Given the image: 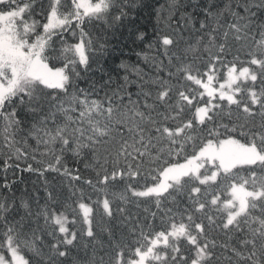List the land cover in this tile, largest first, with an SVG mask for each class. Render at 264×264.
I'll use <instances>...</instances> for the list:
<instances>
[{
    "label": "snow or ice",
    "instance_id": "obj_1",
    "mask_svg": "<svg viewBox=\"0 0 264 264\" xmlns=\"http://www.w3.org/2000/svg\"><path fill=\"white\" fill-rule=\"evenodd\" d=\"M146 7L0 0V264H264V0H207L203 18L181 12L175 27L182 5L164 0L151 42L131 26ZM126 25L145 45L138 60L153 47L167 60L135 93L137 65L122 61L117 78L98 63ZM178 29L198 33L196 45L181 47ZM94 69L105 79L81 87ZM233 150L251 156L236 162ZM69 159L86 160L88 175ZM24 172L43 177L35 209L15 191ZM64 179L73 191L61 201ZM131 202L156 210L117 234L111 222L131 224Z\"/></svg>",
    "mask_w": 264,
    "mask_h": 264
},
{
    "label": "trees",
    "instance_id": "obj_2",
    "mask_svg": "<svg viewBox=\"0 0 264 264\" xmlns=\"http://www.w3.org/2000/svg\"><path fill=\"white\" fill-rule=\"evenodd\" d=\"M147 7L145 9H142L135 13L136 19L131 22V26L133 28L139 26L141 28H144L147 31L148 34V40L149 42L155 40L157 33V27H160L163 24V21H161L160 25L156 24L155 21V12L153 10V7H159L160 4L164 3V0H145ZM176 2L182 7L179 9L178 12L175 13V19L171 21V25L173 27L177 26L178 23H180V13H192L194 16H197L198 18H203L201 7L207 3V0H176ZM215 5L217 8L223 7L225 3L228 2V0H214ZM233 6L237 3H242L243 0H231ZM225 18L230 19L227 17V14H225ZM211 22V21H210ZM230 22V21H229ZM223 23V21H221ZM128 26L126 25L124 29H121L115 33H110V44L115 45V47L110 48L109 54L105 57H100L98 60V63L103 65V73L110 74L113 77H117L120 75L118 70V65L123 61L130 64H135L140 69V78L139 81L133 80V88L132 91L135 93L136 84L140 83L144 86V90H147L148 85L153 80H157L160 77V74L162 72L167 71V60L164 57L161 50H158L156 47H153L151 50H146V54L148 56L147 60L140 61L138 60L136 56V51H139L140 49L144 48L145 45L142 44L138 39H136L137 34L136 33H129L127 30ZM184 31V41L181 44V47L184 46V44H190L192 46L196 45V42L198 40L199 34L192 32L191 30H183ZM136 39V42L133 43V40ZM101 73V71H96L95 69L90 72L86 79L81 81V87H87L89 83L92 81H95V83L99 84L104 79L105 76ZM135 76V74H133ZM119 83L118 79L114 82L113 87ZM142 98V97H141ZM103 130V129H101ZM28 150L31 151V148H35V144L33 141H29L28 144ZM41 151H43V146L40 148ZM39 158V157H38ZM68 166L70 168H79L82 175L86 176L88 175L87 170L85 169V164L87 163L86 160L81 159L79 162L74 161L72 159H69L67 161ZM18 181L17 185H15V191L18 196H26L29 201L32 203L33 208H37L38 204L36 203V197L34 193H39L40 195V201L39 203H44V195H43V184L42 180L43 177L37 176L32 173H17L15 177ZM9 179H12L11 173H9ZM51 180V177H50ZM22 181V182H21ZM3 182V172L0 171V183ZM72 185H75V182H71ZM27 188L28 191L25 193L23 190ZM55 192L59 195L61 201L64 197H69L73 191V188L70 186V182L68 179H64L63 181L57 180L55 182V186L53 188ZM77 192L79 191V187L76 186ZM0 200H2V197H0ZM145 208H147L149 211H155V207L153 205H146V204H139L137 205L134 202L128 203L126 205V214L130 217H132L131 224H129L128 221L124 219V217L120 214H117L114 218V220L111 222V227L113 228L114 232L119 234L120 232L127 233V227L125 225H128L129 227L134 225L136 223V217H140L141 220L147 215V212H145ZM19 213H17L18 215ZM69 220L73 219L71 214L69 213ZM9 218H12L11 216ZM29 228H34L37 232V235L43 234L44 240L48 241V234L47 231H45L43 222L41 219L33 218L32 221L28 224ZM69 228H72V224H68ZM232 243L236 244L237 247H239V244L236 240H233ZM39 264H43V261H40Z\"/></svg>",
    "mask_w": 264,
    "mask_h": 264
},
{
    "label": "rangeland",
    "instance_id": "obj_3",
    "mask_svg": "<svg viewBox=\"0 0 264 264\" xmlns=\"http://www.w3.org/2000/svg\"><path fill=\"white\" fill-rule=\"evenodd\" d=\"M250 156H251L250 153L243 152L240 150H233V159L236 162H242L244 160H247L250 158ZM242 196H243V194H242Z\"/></svg>",
    "mask_w": 264,
    "mask_h": 264
}]
</instances>
